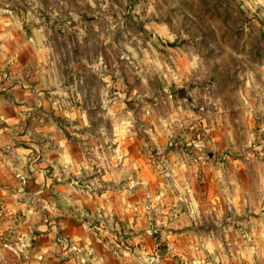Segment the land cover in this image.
I'll return each mask as SVG.
<instances>
[{"label":"rangeland","instance_id":"rangeland-1","mask_svg":"<svg viewBox=\"0 0 264 264\" xmlns=\"http://www.w3.org/2000/svg\"><path fill=\"white\" fill-rule=\"evenodd\" d=\"M11 87L32 100L14 110ZM0 101L18 118L0 117V264L70 260L56 228L57 251L39 252L38 225L62 216L49 198L63 181L87 197L123 187L135 157L149 202L198 203L187 225L148 231L159 250L167 228L223 236L213 201L244 197L232 228L264 218V0H0Z\"/></svg>","mask_w":264,"mask_h":264},{"label":"crops","instance_id":"crops-1","mask_svg":"<svg viewBox=\"0 0 264 264\" xmlns=\"http://www.w3.org/2000/svg\"><path fill=\"white\" fill-rule=\"evenodd\" d=\"M8 92L7 96L14 110L17 107L15 102L32 100L31 92L28 90L11 87ZM11 111L10 104L5 105L0 101V117L3 121L14 122L18 119L17 116L9 115ZM141 159L142 157H135V168H128L129 165L124 168V172L131 169L132 174L135 173L133 178H129L128 183L121 187L120 181L117 183V179L114 178L112 188L109 186L108 190L97 189L94 197L79 194L72 185L75 183L71 181L60 183V186L55 189V194L49 198L50 206L48 207L59 210L62 216L38 225V233H41L40 236L44 240L39 252L48 256L53 255V250L57 251L58 246L54 247L49 239L54 235L56 228L60 230L66 248L69 249L72 246L76 251L70 255V260L52 264H148L152 254L159 256L160 260H158L161 264H188L187 260L188 262L193 260L195 264H208L202 254L208 250H210V257L213 260H219L221 264H261L264 257V218L245 220L242 226L233 224L234 228L231 226L233 222L240 223L237 216L242 210L241 207L245 206L244 197L236 195L231 200L213 201L209 205L208 211L211 213L215 211L214 215H221L224 218L222 222L226 224V228L223 229V236L221 233L216 235L211 233L207 237L197 236L196 234L201 232L196 231L195 228L180 232L176 230V233L165 232L169 223L181 221L183 216L187 219L184 225H187L189 216L185 214H190L195 220L194 211L198 214L199 209L196 210L194 207H198V203L190 200L184 203L174 200L170 202V205L162 206L159 204L162 199L149 202L147 195L150 183L144 175L149 167ZM68 170L67 172L75 175L81 172L74 165ZM117 172L114 169L115 175ZM95 173H101L100 169H97ZM40 183L48 190L50 185L47 177ZM152 206L156 209L154 218L151 213ZM205 211L208 212L206 209L203 210ZM88 223L98 225L101 228L100 233L93 234L87 227ZM162 223H166L164 227L167 229L156 242L163 240V244H167L168 249L159 250L148 231L152 228L160 230L157 226ZM196 237L201 239L197 241ZM222 238L227 240L226 243L222 241ZM223 244H227L230 248L228 256L223 254ZM200 245L206 246L208 250L206 247L201 248ZM173 254H177V257ZM186 255L189 256L186 257ZM180 259L184 263L179 262Z\"/></svg>","mask_w":264,"mask_h":264},{"label":"built area","instance_id":"built-area-1","mask_svg":"<svg viewBox=\"0 0 264 264\" xmlns=\"http://www.w3.org/2000/svg\"><path fill=\"white\" fill-rule=\"evenodd\" d=\"M93 230H94V232H99L100 231V227L99 226H94Z\"/></svg>","mask_w":264,"mask_h":264}]
</instances>
